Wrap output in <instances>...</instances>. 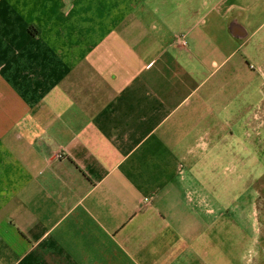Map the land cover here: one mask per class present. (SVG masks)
<instances>
[{
  "label": "crops",
  "instance_id": "obj_1",
  "mask_svg": "<svg viewBox=\"0 0 264 264\" xmlns=\"http://www.w3.org/2000/svg\"><path fill=\"white\" fill-rule=\"evenodd\" d=\"M263 104L264 0H0V264H260Z\"/></svg>",
  "mask_w": 264,
  "mask_h": 264
},
{
  "label": "rangeland",
  "instance_id": "obj_2",
  "mask_svg": "<svg viewBox=\"0 0 264 264\" xmlns=\"http://www.w3.org/2000/svg\"><path fill=\"white\" fill-rule=\"evenodd\" d=\"M252 65L257 66L253 61ZM256 69L259 68L256 67ZM253 100L254 97L250 99V102ZM260 109L259 120L251 123L252 127L258 128V132H244V127L234 124V136L229 137V144L232 151L238 152L245 162L243 174L249 182V208L258 224V232L255 236L258 248L255 249V253L258 254L256 258L260 264H264V104Z\"/></svg>",
  "mask_w": 264,
  "mask_h": 264
},
{
  "label": "built area",
  "instance_id": "obj_3",
  "mask_svg": "<svg viewBox=\"0 0 264 264\" xmlns=\"http://www.w3.org/2000/svg\"><path fill=\"white\" fill-rule=\"evenodd\" d=\"M186 44V42L184 41V45Z\"/></svg>",
  "mask_w": 264,
  "mask_h": 264
}]
</instances>
